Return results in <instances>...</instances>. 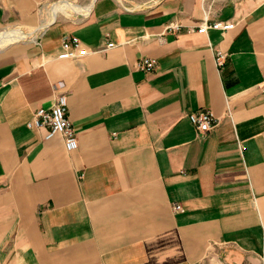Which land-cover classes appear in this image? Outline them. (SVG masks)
I'll use <instances>...</instances> for the list:
<instances>
[{"label": "crops", "instance_id": "crops-1", "mask_svg": "<svg viewBox=\"0 0 264 264\" xmlns=\"http://www.w3.org/2000/svg\"><path fill=\"white\" fill-rule=\"evenodd\" d=\"M85 2L0 0V264H264V0ZM57 82L71 151L27 126Z\"/></svg>", "mask_w": 264, "mask_h": 264}, {"label": "built area", "instance_id": "built-area-1", "mask_svg": "<svg viewBox=\"0 0 264 264\" xmlns=\"http://www.w3.org/2000/svg\"><path fill=\"white\" fill-rule=\"evenodd\" d=\"M212 2L213 0H202L204 17L196 28V31L199 33H204L207 29L227 32L234 26L233 22L230 20H209ZM165 29L176 32L180 30V24L169 23L165 26ZM78 46L79 39L76 36L64 35L61 39V52L58 54V58H72ZM111 46H113L111 42L106 44V47ZM226 57L227 53L221 49H216L214 52V62L216 66L221 67ZM155 65L156 60L150 57H142L136 62V68L144 72L152 71ZM62 86V82H57L53 85L56 91L61 89ZM262 91H264V84L262 86ZM188 118L200 135L209 131L218 122L217 116L209 108L192 111L188 115ZM27 126H35L37 129L44 128V139H49L56 134L60 135L67 151L77 148V138L67 117V96L65 92L58 91L50 107L37 108L33 113L31 121L27 123ZM172 208L175 212L183 211L181 204L177 202L172 205Z\"/></svg>", "mask_w": 264, "mask_h": 264}, {"label": "rangeland", "instance_id": "rangeland-1", "mask_svg": "<svg viewBox=\"0 0 264 264\" xmlns=\"http://www.w3.org/2000/svg\"><path fill=\"white\" fill-rule=\"evenodd\" d=\"M89 1H90V0H86V2H85L83 5L89 3ZM13 29H15V28H7V29H4V30H13ZM4 30H3V31H4Z\"/></svg>", "mask_w": 264, "mask_h": 264}]
</instances>
